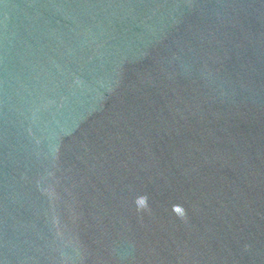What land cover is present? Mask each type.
Instances as JSON below:
<instances>
[{
  "label": "water",
  "instance_id": "95a60500",
  "mask_svg": "<svg viewBox=\"0 0 264 264\" xmlns=\"http://www.w3.org/2000/svg\"><path fill=\"white\" fill-rule=\"evenodd\" d=\"M0 264H264V0H0Z\"/></svg>",
  "mask_w": 264,
  "mask_h": 264
},
{
  "label": "snow or ice",
  "instance_id": "6c2138e0",
  "mask_svg": "<svg viewBox=\"0 0 264 264\" xmlns=\"http://www.w3.org/2000/svg\"><path fill=\"white\" fill-rule=\"evenodd\" d=\"M141 203H143V201H141Z\"/></svg>",
  "mask_w": 264,
  "mask_h": 264
}]
</instances>
